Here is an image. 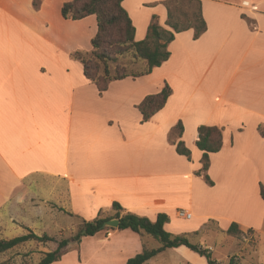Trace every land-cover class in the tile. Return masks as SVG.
Here are the masks:
<instances>
[{
	"label": "crops",
	"instance_id": "crops-1",
	"mask_svg": "<svg viewBox=\"0 0 264 264\" xmlns=\"http://www.w3.org/2000/svg\"><path fill=\"white\" fill-rule=\"evenodd\" d=\"M70 1L0 0V230L11 224L52 238L50 204L74 228L99 216L114 219L118 203L153 222L167 215L165 230L174 236L202 233L210 221L224 233L233 224L242 235L262 232L264 0H199L204 34H176L161 67L114 81L103 94L71 58L92 48L96 17L64 19L61 9ZM167 1L124 0L136 41L146 39L154 16L171 30ZM166 85L172 94L165 108L143 123L137 106ZM201 126L223 131L222 150L210 155L212 185L198 174ZM170 135L191 159L178 154ZM179 210L192 219L179 218ZM147 237L104 230L83 237L80 252L85 256L93 241L95 257L127 264L150 249ZM196 245L214 252L205 240ZM164 256L158 264H208L185 246L146 264Z\"/></svg>",
	"mask_w": 264,
	"mask_h": 264
},
{
	"label": "trees",
	"instance_id": "trees-1",
	"mask_svg": "<svg viewBox=\"0 0 264 264\" xmlns=\"http://www.w3.org/2000/svg\"><path fill=\"white\" fill-rule=\"evenodd\" d=\"M123 2L124 0H73L65 3L61 9L62 17L73 22L90 16L96 17L97 33L91 40L92 52L88 57L79 54H76V57L83 65L86 79L96 86L100 94L108 91L110 84L114 81L144 77L152 73L155 68L161 67L170 59L171 53L168 47L174 41L176 34L193 29L194 37L198 39L207 30L199 0H169L165 5L168 9L167 26L171 30L159 26L158 18L154 16L146 39L136 41V29L123 7ZM185 2L190 12L181 11L180 8ZM171 94L172 89L166 85L160 93L145 97L137 106L142 115V122L150 121L163 110ZM177 128L180 129L181 136L182 125H178ZM258 131L264 138V127H260ZM198 133L197 148L203 152V167L198 174L204 176L205 180L212 185L207 175L210 155L222 150L223 131L219 127L201 126ZM170 141L176 144L179 155L191 159V152L182 141L176 143L171 135ZM260 195L264 200L263 185L260 187ZM113 209L117 212L114 219L120 221L117 230H130L141 236H150L161 243L157 249H145L141 254L130 259L127 264H146L159 254L182 246L204 257L208 264H219L210 250L191 243L186 235L174 236L167 232L165 225L170 222L167 215L160 214L153 222L146 217L124 212L118 203L113 204ZM111 219L99 216L93 221H83L82 232L86 233L82 235L81 232L75 240L80 243L83 237H93L104 230H116L103 228L104 223ZM227 233L230 235L239 233L238 225L233 224ZM53 240L48 235L38 236L28 231V234L10 240L0 239V255L32 241L45 243ZM68 245L69 240L61 241L55 251L44 254L39 264H54L60 261ZM227 264H237V258L232 257Z\"/></svg>",
	"mask_w": 264,
	"mask_h": 264
},
{
	"label": "rangeland",
	"instance_id": "rangeland-1",
	"mask_svg": "<svg viewBox=\"0 0 264 264\" xmlns=\"http://www.w3.org/2000/svg\"><path fill=\"white\" fill-rule=\"evenodd\" d=\"M180 9L182 12L187 13L189 11L188 4L186 2L183 3ZM91 52L92 48L89 50L79 49L71 53V58L81 64V61L77 59L76 54L88 57ZM49 208L53 210L51 215L52 219L56 222V226L50 231L54 240L45 243L32 241L19 246L14 250L0 255V264H39L44 257V254L55 251L58 248V244L63 240H69V245L61 260L55 264H112L111 256L103 258V255H101L97 258L93 255V248H91L93 241L92 245L90 244L89 252L87 253L86 250L85 256H83L80 252L82 251L80 243L77 244V241L75 240L82 232L83 222H77L75 223L74 228H71L69 220L61 222L60 217L62 214L60 211L52 207L51 204L49 205ZM217 223L218 222L216 221H210L206 224L207 229L204 232H197L187 238L193 244H199L201 240H205L207 246H213L214 252L212 253L216 260L221 261L219 264H227L232 257L237 258V264H264V229L255 237L252 233H248L247 235H242L240 233L228 235L218 229ZM23 234H28V232L8 224L0 230V239L10 240L22 236ZM147 239V248L152 249L161 246V243L158 240L152 237H147ZM140 252V249H136L135 251L128 253L126 256L127 258H132ZM167 257L168 256L160 258L158 262H154V264L163 263L165 259L168 260ZM180 261L183 263L182 260ZM179 263L180 262L176 259V264Z\"/></svg>",
	"mask_w": 264,
	"mask_h": 264
},
{
	"label": "water",
	"instance_id": "water-1",
	"mask_svg": "<svg viewBox=\"0 0 264 264\" xmlns=\"http://www.w3.org/2000/svg\"><path fill=\"white\" fill-rule=\"evenodd\" d=\"M120 224V221L118 219H112L104 223L103 228H111V229H118ZM85 231L83 232V235H85Z\"/></svg>",
	"mask_w": 264,
	"mask_h": 264
},
{
	"label": "built area",
	"instance_id": "built-area-1",
	"mask_svg": "<svg viewBox=\"0 0 264 264\" xmlns=\"http://www.w3.org/2000/svg\"><path fill=\"white\" fill-rule=\"evenodd\" d=\"M178 217L190 221L192 219V213L186 210H179L178 211ZM211 251V250H210Z\"/></svg>",
	"mask_w": 264,
	"mask_h": 264
}]
</instances>
